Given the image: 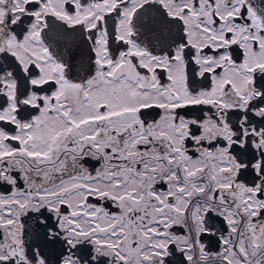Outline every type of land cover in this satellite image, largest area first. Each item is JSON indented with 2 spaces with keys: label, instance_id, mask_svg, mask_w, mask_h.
<instances>
[{
  "label": "snow or ice",
  "instance_id": "1",
  "mask_svg": "<svg viewBox=\"0 0 264 264\" xmlns=\"http://www.w3.org/2000/svg\"><path fill=\"white\" fill-rule=\"evenodd\" d=\"M0 264H264V0H0Z\"/></svg>",
  "mask_w": 264,
  "mask_h": 264
}]
</instances>
